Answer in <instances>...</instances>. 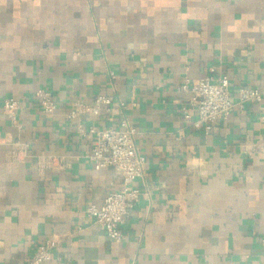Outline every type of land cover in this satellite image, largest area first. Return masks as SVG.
I'll return each instance as SVG.
<instances>
[{"label": "crops", "instance_id": "1", "mask_svg": "<svg viewBox=\"0 0 264 264\" xmlns=\"http://www.w3.org/2000/svg\"><path fill=\"white\" fill-rule=\"evenodd\" d=\"M211 74L233 97L264 94V0H0V264H28L49 238L43 264H264V100L206 134L181 85ZM98 96L112 102L86 126L127 121L147 157L121 242L87 209L122 177L95 168L68 118Z\"/></svg>", "mask_w": 264, "mask_h": 264}, {"label": "built area", "instance_id": "2", "mask_svg": "<svg viewBox=\"0 0 264 264\" xmlns=\"http://www.w3.org/2000/svg\"><path fill=\"white\" fill-rule=\"evenodd\" d=\"M215 69L211 68L214 73ZM181 89L190 93L189 104L196 118L193 126L211 134L220 123L228 120L231 113L238 108L243 111L248 106L260 104L264 94L259 88L243 86L239 88L236 97L230 92V78L227 74L219 76L208 75L197 82L186 80ZM39 106L46 113L57 109L53 93L40 89L36 93ZM107 96H98L91 103L76 100L68 113L69 119L77 120V131L94 139L91 160L97 170L113 168L122 177V186L110 192L99 207L90 206L88 215L98 226L102 227L112 242H121L125 238L122 225L126 217L134 210L142 192L135 185L146 170L147 157L142 154L136 143L137 130L123 120L119 128L98 129L87 127L83 118L97 116L100 111L111 104ZM20 101L14 97L3 100V111L11 121L17 120ZM187 113L186 119H191ZM59 247L57 240L49 238L39 245L36 253L28 264H43L50 259L52 251Z\"/></svg>", "mask_w": 264, "mask_h": 264}]
</instances>
